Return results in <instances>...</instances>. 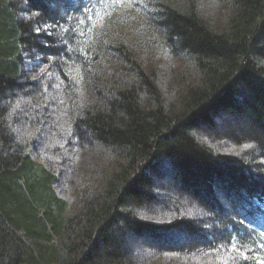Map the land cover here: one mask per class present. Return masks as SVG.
<instances>
[{
    "label": "trees",
    "instance_id": "1",
    "mask_svg": "<svg viewBox=\"0 0 264 264\" xmlns=\"http://www.w3.org/2000/svg\"><path fill=\"white\" fill-rule=\"evenodd\" d=\"M213 1L226 6L216 26L199 0H0V264H264V220L256 217H238L221 246L168 247L154 233L157 219L168 237L191 227L176 211L186 203L170 196L160 207L164 199L149 190L147 170L163 157L185 175L174 195L184 192L207 216L193 195L197 175L228 186L237 179L239 198L264 192L259 166L245 167L257 157L240 152L249 142H230L219 158L210 145L220 132L211 144L198 140L223 108L238 135L253 133L264 147V0ZM44 117L48 137L54 131L66 150L61 158L51 147L56 168L38 157L47 150L36 142ZM87 148L103 159L71 207L56 188L64 163L74 167ZM135 209L152 221L142 224ZM141 231L154 233L156 247L139 240Z\"/></svg>",
    "mask_w": 264,
    "mask_h": 264
},
{
    "label": "bare ground",
    "instance_id": "2",
    "mask_svg": "<svg viewBox=\"0 0 264 264\" xmlns=\"http://www.w3.org/2000/svg\"><path fill=\"white\" fill-rule=\"evenodd\" d=\"M53 2H55L56 5H65L68 0H53ZM71 2H73L74 4L88 3L89 0H71ZM92 3L94 2L90 1L89 5ZM62 18L71 20L69 13H66L65 11ZM46 24L47 25L45 26L49 29L53 24H55V22L47 21ZM49 39L51 41L53 37L49 35ZM63 49H67V47L65 46L63 47ZM30 54L35 55V53ZM209 122H211L212 124L206 123V126L210 131L220 132L217 141L214 144L210 145L212 151L215 153V156L223 158L222 153L228 150L230 142L236 141L240 144H242L243 142H249V145L247 144L241 146L242 148L240 147V152L243 150L248 154H255L257 159L254 161L252 158H249V163L245 166L243 160L245 159L244 155H246V153H242V155L240 156V159H242V161H239L237 163L241 166L244 165L246 168H249L248 166H254L256 164L257 166H259L258 169L257 167L255 169L258 173V177L264 180V147H262L261 144L256 143L252 139L255 138V135L253 133H250V135H238L237 133L241 131L236 132V130L240 125L236 122L232 111L226 112L223 108H221V110H219L216 114L214 113L211 116V121ZM235 133L237 134V136ZM197 136L198 140H203V142H207L209 144L213 140L212 138H208L205 132L201 133L199 131L197 133ZM245 136H249V138ZM230 137L232 138L230 139ZM153 163L154 164L149 166L147 170V175H149L151 178V182L149 183V190L151 193H154L156 197H162L164 199L163 201H160L158 199L159 204L157 205L161 207V203H166L165 198H169L171 196L170 192L174 194V189L178 191L181 190L179 185L175 183V178L178 179L181 175L185 177V175L184 172L181 173L179 171V165L169 159L168 156L161 158L157 163L153 161ZM258 170L260 172H258ZM209 176L210 182L208 180H205L204 178H201L200 175H197V179L195 180L196 184L194 186L195 192L194 194L190 192V194L195 195L197 201L205 202L208 211H210L211 213L208 216L205 214H196L192 209L194 204L187 205V209L185 208L182 211L184 214V216L182 217H186V219L189 220L191 227L190 229L185 228L184 230H178V232H176L175 229L173 232V236H178L179 238L166 236V230H162L160 226L162 222L158 221L157 219L154 223L157 230H154V233L157 234L158 237L160 236L163 239V244L167 245L168 247H189L190 245L188 243L194 244L195 242L207 241L210 245L214 242L216 243V245L221 246L226 242L227 234L234 233L233 228H235L239 224L238 217H256L258 219L264 220V192H250L247 193L244 197L239 198L236 194H234V192H237L238 189V187L236 186L238 183L237 179L231 181L230 184L233 186H228L214 179L212 175ZM159 177L162 178V181H159ZM161 186H164V188H162ZM183 187L184 186H182V188ZM190 187L188 185L186 189L189 190ZM134 212L137 213L134 215L136 216V218H139L142 224L145 225L146 223H148V220L152 221V219L149 218L151 217V215L146 216L148 212L141 211V209H135ZM154 233H152L151 231H141L139 233V240L143 241V243L150 249L151 247L154 248L156 247L155 244L158 242L152 241L154 239Z\"/></svg>",
    "mask_w": 264,
    "mask_h": 264
},
{
    "label": "rangeland",
    "instance_id": "3",
    "mask_svg": "<svg viewBox=\"0 0 264 264\" xmlns=\"http://www.w3.org/2000/svg\"><path fill=\"white\" fill-rule=\"evenodd\" d=\"M199 2H200V11L202 12V15H204V17H206V19H208V20L210 19L209 21H210L211 25L216 26L224 19L222 15L224 14V12H226V6L225 5L220 6L221 5L220 4V5H218V7L217 6L215 7L214 4L212 3V2H214L213 0H199ZM212 6L214 7V10H213ZM215 14H216V16H215ZM142 57L145 60L150 58L146 54H142ZM36 58H37V56L34 58V60H37ZM168 60L171 62H174V63H172L171 67L180 65L178 60H176V59L168 58ZM149 61H151V63L160 64V65H162V67L164 65L163 60H161L157 57H152ZM33 62H36V61L32 60L30 63H33ZM152 65H154V64H152ZM160 71L162 73L167 72V75L169 74V72L165 68H163L162 70L160 69ZM54 100L56 101V99H54ZM44 121L46 122V124L42 126V127H45V132H43L44 133L43 138L42 139L36 138L37 139L36 142H37L38 147L42 144V146H45L44 149H47L48 151L43 150L42 151L43 153H40V156H38V157L42 162H47V163H48V160L50 159V163L56 168V166L57 165L59 166V164H58V161H51L52 158L55 159V157L53 156V155H55V153L51 152V150H50L51 147L61 148L62 151H60L61 154H59L61 156V158L66 154V150L62 149V147H64V145H63V141L61 139H57V140L54 139V137H53L54 131H53L52 136L48 137L47 131L51 130L50 124L52 121H50L48 123V120H46L45 117H44ZM64 125L67 126V123ZM203 125L201 124V126H203ZM204 127H205V129L200 131L201 133L205 132L207 134L208 138H212V139L217 138V136H214V132L210 131L206 125H204ZM236 132H239V130L237 129ZM237 134H239V133H237ZM237 134H236V136H237ZM47 146H49L50 148H46ZM68 148H67V150H68ZM92 150L90 148H87L84 151H80L79 152L80 158L78 160L76 159L77 161H75L76 163H75L74 167L70 166L71 162L68 160L63 165V168L66 169L68 172L66 173V177L64 179H62V181L59 183V186H57L56 189L59 190L58 192L60 195H62L63 197L66 198L67 201H69V203L72 205L71 207H73L75 205V203L77 202V199H78L77 198V189H78L77 186L79 187L80 184L83 182L86 183L88 181H91L92 178L94 177V171L99 169L101 166V164H99V163L103 158H100L101 159L100 160L98 157H96V155H94L96 153H93ZM68 155L70 156V154H68ZM69 160H71V159L69 158ZM75 174H77V175L75 176ZM75 177H77V178H75ZM98 183L99 182H95V186H97ZM170 195H171V197L175 198L174 201H176L175 204L177 206L180 204H184V203H186V205L194 204L192 209L196 214H201V215L205 214V212L203 210H201L200 207H197L195 205L196 202H194L190 198V196L187 198H184V192L182 194H180V193L175 194L176 196L173 193ZM182 195H183V197H182ZM168 199L169 198H165L166 202H169ZM179 208H181V207L179 206L176 209V211H183L182 208L180 210H178ZM152 241H154V239ZM179 259L180 258L178 257V260Z\"/></svg>",
    "mask_w": 264,
    "mask_h": 264
}]
</instances>
